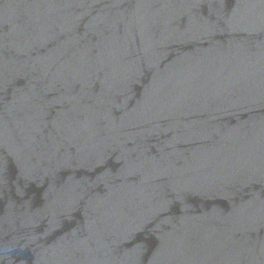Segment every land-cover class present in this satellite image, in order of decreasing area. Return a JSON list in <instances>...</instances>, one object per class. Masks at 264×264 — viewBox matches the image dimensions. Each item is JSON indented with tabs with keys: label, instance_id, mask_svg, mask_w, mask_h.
<instances>
[{
	"label": "water",
	"instance_id": "obj_1",
	"mask_svg": "<svg viewBox=\"0 0 264 264\" xmlns=\"http://www.w3.org/2000/svg\"><path fill=\"white\" fill-rule=\"evenodd\" d=\"M0 264H264V0H0Z\"/></svg>",
	"mask_w": 264,
	"mask_h": 264
}]
</instances>
